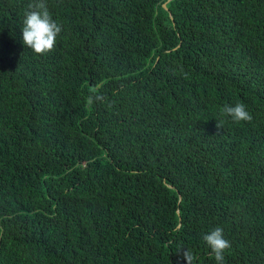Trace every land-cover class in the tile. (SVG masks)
<instances>
[{
  "label": "trees",
  "instance_id": "16d2710c",
  "mask_svg": "<svg viewBox=\"0 0 264 264\" xmlns=\"http://www.w3.org/2000/svg\"><path fill=\"white\" fill-rule=\"evenodd\" d=\"M34 2L0 0V264H216V226L264 264V0H45L43 54Z\"/></svg>",
  "mask_w": 264,
  "mask_h": 264
},
{
  "label": "clouds",
  "instance_id": "9594fccd",
  "mask_svg": "<svg viewBox=\"0 0 264 264\" xmlns=\"http://www.w3.org/2000/svg\"><path fill=\"white\" fill-rule=\"evenodd\" d=\"M20 39L33 52L43 54L53 49L62 25L53 18L45 0H35L24 11L21 23ZM99 97H90L89 103ZM219 116L235 122L250 121L251 113L242 102L224 104L219 110ZM203 241L214 254L216 264H225V253L231 247V241L226 238L224 228L216 226L203 234ZM187 264H192L194 256L188 249L184 252Z\"/></svg>",
  "mask_w": 264,
  "mask_h": 264
},
{
  "label": "water",
  "instance_id": "95a60500",
  "mask_svg": "<svg viewBox=\"0 0 264 264\" xmlns=\"http://www.w3.org/2000/svg\"><path fill=\"white\" fill-rule=\"evenodd\" d=\"M165 5V4H164Z\"/></svg>",
  "mask_w": 264,
  "mask_h": 264
}]
</instances>
